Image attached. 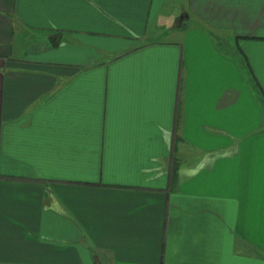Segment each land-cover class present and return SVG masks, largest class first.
Here are the masks:
<instances>
[{"label": "crops", "instance_id": "crops-1", "mask_svg": "<svg viewBox=\"0 0 264 264\" xmlns=\"http://www.w3.org/2000/svg\"><path fill=\"white\" fill-rule=\"evenodd\" d=\"M0 264H264V0H0Z\"/></svg>", "mask_w": 264, "mask_h": 264}, {"label": "rangeland", "instance_id": "rangeland-1", "mask_svg": "<svg viewBox=\"0 0 264 264\" xmlns=\"http://www.w3.org/2000/svg\"><path fill=\"white\" fill-rule=\"evenodd\" d=\"M222 43V42H221ZM227 43H228V41H226V42H224V43H222L221 45V49L222 50H224L225 52H230L229 50H228V45H227ZM220 47V46H219ZM228 56V55H227Z\"/></svg>", "mask_w": 264, "mask_h": 264}]
</instances>
